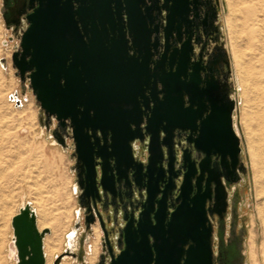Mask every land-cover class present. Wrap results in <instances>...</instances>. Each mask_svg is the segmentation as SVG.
<instances>
[{
    "label": "flooded vegetation",
    "instance_id": "af4514ba",
    "mask_svg": "<svg viewBox=\"0 0 264 264\" xmlns=\"http://www.w3.org/2000/svg\"><path fill=\"white\" fill-rule=\"evenodd\" d=\"M189 1V10L179 21V37L172 31L165 41L166 12H161L158 32L151 37L156 47L150 48V53L155 62L164 54L169 57L184 49L188 57L186 73L197 70L201 90L192 98L203 100L206 105L205 111L197 115L195 129L188 127L189 98L183 94L182 104L176 105L177 112L166 132L159 131L157 139L151 132L152 153H149L150 129L154 127L148 126L147 119L153 103L146 87L143 97L137 93L136 80L129 90L133 97L122 105L129 112L127 119L96 122L102 129H79L76 125L79 121L72 123L69 119L61 124L54 115H46L39 108V122L58 145L69 149L78 206L71 252L82 264L86 263L85 256L92 254L96 233L93 264H200L196 256L203 246L200 238H204L206 229L209 264H242L246 203L241 200L240 186L246 168L241 152L239 162L243 171L238 165L233 167L230 149L218 151L213 131L201 134L199 127L202 119L213 117L214 108L227 110V103L235 99L230 61L227 63L220 52L223 45L216 1ZM37 4V0H1L0 17L9 33L7 42L15 43L10 62L21 82H28L30 72L23 73L21 79L14 61L21 59L20 39ZM127 45L132 46L131 41ZM127 53L136 56L135 50L128 49ZM149 67L153 65L150 63ZM157 89H161L159 84ZM157 97L161 99L162 95L158 93ZM208 101L223 105H210ZM83 108L76 106L80 111ZM231 116L234 124V110ZM76 117L79 120L82 116ZM182 185L190 190V197H204L203 226L189 223L190 218H183V223L175 217L184 203L178 200ZM199 212V209L190 211Z\"/></svg>",
    "mask_w": 264,
    "mask_h": 264
},
{
    "label": "water",
    "instance_id": "95a60500",
    "mask_svg": "<svg viewBox=\"0 0 264 264\" xmlns=\"http://www.w3.org/2000/svg\"><path fill=\"white\" fill-rule=\"evenodd\" d=\"M160 1L162 4L159 5ZM215 1L218 4V0ZM37 2V7L28 16V27L20 39L21 59L14 61V67L21 79L23 73L30 72L29 88L46 115H54L61 124L66 119L72 123L79 121L76 124L79 129H102L103 126L99 125L102 120H122V117L126 120L129 112L122 105L133 97L129 90L136 80L137 93L143 97L146 87L150 90L153 103L147 119L148 126L154 127L150 129L149 153H152V134L157 139L159 131L166 132L169 121L174 120L173 116L177 112L176 105L182 104L183 94L189 98L188 127L195 129L197 115L205 111L206 105L205 101H194L192 98L197 95V90H201L197 85V70L186 73L188 57L184 49L181 51L183 53L173 52L169 57L164 54L155 62L151 60L150 53V48L156 47L151 37L158 32L160 24L157 19L161 12H166L163 29L165 41L172 31L179 37V21L189 10V0ZM128 40L132 46L127 45ZM128 49L135 50V58L128 55ZM220 52L228 63L229 56L223 46H220ZM150 63L152 68L149 67ZM158 84L160 90L157 89ZM158 93L162 95L161 99H158ZM208 103L223 105L218 101ZM15 104L19 105L18 100H15ZM101 105H106V108ZM143 105L146 106V103ZM227 105V110L214 108L211 112L213 117L202 119L199 127L201 134L212 130L218 151L230 149L233 167L238 165L239 170L243 171V164L239 162L240 134L237 121L232 124L231 116L232 110L237 113L236 99ZM76 106L84 108L80 111ZM139 112L137 108V115ZM78 114L82 116L79 120L76 117ZM225 135L228 139L224 138ZM189 194L190 190L182 185L178 200L184 203L179 206V213L175 217L183 223V218H190L189 223L203 226L206 223L203 213L205 199L199 195L190 197ZM193 209H199L200 212L190 213ZM10 227L8 256L14 264H45L43 239L49 230L38 229L36 213L30 202L21 203L10 219ZM200 241L203 246L196 257L200 264H209L207 229ZM65 256L73 257L68 246L54 256L51 264H60Z\"/></svg>",
    "mask_w": 264,
    "mask_h": 264
},
{
    "label": "rangeland",
    "instance_id": "374dc122",
    "mask_svg": "<svg viewBox=\"0 0 264 264\" xmlns=\"http://www.w3.org/2000/svg\"><path fill=\"white\" fill-rule=\"evenodd\" d=\"M237 8V0H218L220 36L230 61L231 82L237 102L236 121L241 141V160L246 168L240 186L241 200L246 203L243 216L242 264H264V223L259 215V206L264 201V194L256 195L245 145L246 126L254 135L264 128V81L257 85V89L252 88L251 81L245 84L240 82L234 50H242L245 60L249 50L245 48L244 35L239 32L241 14ZM8 35L0 17V168L3 174L0 177V262L14 264L8 256L10 219L21 203L28 201L35 210L38 229L49 230L43 239V251L51 264L54 256L63 252L66 246L74 248V224L78 206L72 160L69 149L58 145L39 122L41 111L28 82H21L15 76L10 62V53L15 43L7 42ZM244 85L247 90L245 93ZM251 98L255 99L254 102ZM15 100H18L19 105L15 104ZM259 110L262 111L260 114ZM260 144L264 148V143ZM53 237H56L57 244ZM97 241L98 233L92 242V254L84 258L85 264H93L95 261ZM48 246L56 248L50 257L47 253ZM60 264L82 263L71 256H65Z\"/></svg>",
    "mask_w": 264,
    "mask_h": 264
},
{
    "label": "bare ground",
    "instance_id": "6f19581e",
    "mask_svg": "<svg viewBox=\"0 0 264 264\" xmlns=\"http://www.w3.org/2000/svg\"><path fill=\"white\" fill-rule=\"evenodd\" d=\"M237 4H238L237 10L241 14L239 32L240 34H243L245 37L246 40L245 48L249 50V55L245 60L243 59L242 50H234V60H235L236 69L239 74L240 82L241 83L244 82L243 84H245V82L251 81L252 88L254 89L257 87V85L261 84L262 81H264V0H237ZM234 9L233 11H235ZM245 86L246 85H244L243 88L244 93L246 90ZM255 104L254 106H252L253 108L255 107ZM259 111L258 114L262 112ZM255 120L257 121V119ZM258 127L260 126L258 125ZM245 136H246L245 145L249 158V165L252 169V176H251L252 183L256 195L260 196L264 194V150H263L264 148H262L260 144V142L264 143V128L259 133H256V135H254V132L250 130L249 127L246 126ZM1 169L2 168H0V177L3 176ZM263 209H264V201L262 202V205L259 206V215L261 216L264 223ZM53 238H55L57 244L56 237ZM55 250L56 248H52L51 246H48L47 253L49 257L54 253ZM45 264H49L48 257H46V255H45Z\"/></svg>",
    "mask_w": 264,
    "mask_h": 264
}]
</instances>
